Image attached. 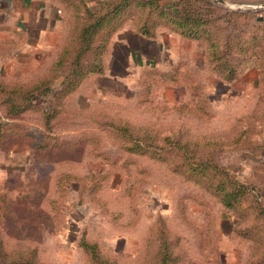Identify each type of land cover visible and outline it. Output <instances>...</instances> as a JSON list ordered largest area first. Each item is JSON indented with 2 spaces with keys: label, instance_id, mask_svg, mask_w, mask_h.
<instances>
[{
  "label": "rangeland",
  "instance_id": "1",
  "mask_svg": "<svg viewBox=\"0 0 264 264\" xmlns=\"http://www.w3.org/2000/svg\"><path fill=\"white\" fill-rule=\"evenodd\" d=\"M3 1L0 8L6 4V0ZM49 1L59 4L57 0ZM104 1L109 0H87L94 9H100ZM175 1L166 0L165 4ZM210 1L212 5L203 1L190 3L196 12L212 10L209 18L213 26L219 24L218 18H224L225 28L217 30L222 43L230 41L237 31L233 11H254V16L248 19L250 23H258V18L264 20V8L259 7L263 0H226L230 7ZM67 5L73 10L76 2L68 1ZM194 43L183 45L191 49L189 58L186 52H181V56L190 60L197 85L205 94L203 97L199 96V90L194 95L181 83L169 82L175 76L172 71L154 68L156 70L150 74L143 75L141 71L138 79L127 84L114 83L94 89L93 85H85L82 89L88 96L63 99L66 111L53 115L49 131L38 112L9 118L34 132L36 137L54 140L49 143L51 147L43 151L31 148L32 140L28 138L10 139L0 147V191H5L10 201L8 207L16 214L13 218L6 213L5 205L1 210L0 243L5 251L13 253L35 248L44 264H89L79 243L84 238L95 243L99 253L117 264H154L157 231L161 226L167 233L169 245L181 255L177 264H208V254L218 248V235L226 240V231L230 228L235 236H238L236 232L253 237L258 232L254 239L242 238L248 242L249 250L251 242L248 240L255 243L257 238L264 237V213L252 216L239 208L233 215L217 196L171 170L170 162L151 158L149 154L126 152L121 148L120 139L99 125V121L114 120L136 127L148 126L158 135H174L181 140L203 142L206 136L221 138L225 144L199 147L198 155L213 152L219 164L236 170L246 178L248 185L264 195V150L260 152L253 142L236 148L226 144L240 127L254 126L249 128L253 134H264L256 130L262 123L260 115H264V97H259L263 83L258 77L254 84L243 82L241 91L234 83L237 77L227 83L229 87L225 86L208 67L203 45L198 41ZM5 50L0 51V75L4 78L24 72H47L54 61L52 50L27 47L14 52ZM147 50L155 55L153 50ZM117 53L122 57V51ZM181 56L174 60L183 58ZM112 88L115 94L107 93ZM146 90L144 100L140 93ZM40 101L47 109L52 96ZM138 101L144 102L142 106ZM193 104L201 108L204 105L210 116H195L180 110V105L191 107ZM0 116H3L1 111ZM86 135H93L94 144H87V140L79 142V138ZM103 155L107 158L103 159ZM89 171L104 174L96 180V194L87 192L93 179L66 176ZM224 211L232 216L231 225L226 222L228 214ZM216 221L221 223L218 232ZM263 251L262 240L259 252Z\"/></svg>",
  "mask_w": 264,
  "mask_h": 264
},
{
  "label": "trees",
  "instance_id": "2",
  "mask_svg": "<svg viewBox=\"0 0 264 264\" xmlns=\"http://www.w3.org/2000/svg\"><path fill=\"white\" fill-rule=\"evenodd\" d=\"M57 1L64 12L63 29L58 47L54 51V61L51 65L49 64L50 68H47L49 72L48 70L41 73L32 71L24 74V72L10 78L0 75V111L3 115L0 116V147L10 139L28 138L32 140L35 151L50 148L49 143L54 139L48 137L45 140V138L36 137L34 132L14 121H9V118L29 111L38 112L42 114L45 128L49 131L53 117L66 111V105L62 104L63 99H68L72 93L79 89L81 84H86L93 77L104 73L112 38L126 24L146 37H153L161 26L166 25L173 27L169 29L170 31L198 41L203 45L208 67L227 83L235 80L247 62L253 60L258 67L259 82L263 83L262 94L260 93L259 97H264V20L258 18V23L248 22V19L254 16V11H233L237 19V31L230 41L226 40L222 43L217 30L225 28L224 18L222 16L218 18L220 19L219 24L216 23L213 26L212 20L209 18L212 10L207 9L204 13L196 12L192 6L195 1L208 2L212 5L210 0H176L169 5L165 4L166 0H109L101 2L100 9L92 8L87 0ZM68 1L76 2L73 10L68 9ZM243 24L246 25V28ZM5 29L7 26L0 21V31ZM11 44L10 42H4V44L0 42V49L11 47ZM153 70L156 69L144 68L141 74H150ZM161 70L172 71V74L175 75L174 79L169 82L177 83V85L181 83L186 90L194 95L199 90V96H205L197 85L195 71L184 60L167 65ZM147 93L148 90L143 94L140 93V97L145 100ZM50 95L52 102L45 109L46 105L40 99H46ZM138 103L142 106L144 102L138 101ZM179 107L180 110H186L187 113L195 116L209 117L211 114L204 105L203 108L196 104L191 107H181V105ZM260 116L259 119L262 123L256 127V130L264 132V115ZM250 124L252 123L250 122ZM99 125L113 132L115 137L120 139L121 148L126 152L149 154L151 158L170 162L171 170L194 180L206 191L217 196L226 209L233 211H231L233 215L238 213L236 211L239 208L252 216L255 213L258 215L261 212L264 213V195L260 190L248 185L246 178L240 176L236 170L227 169L219 164L215 160L213 152L210 155H198L199 147L210 148L225 144L221 138L206 136L203 142L192 139L181 140L174 135H158L156 132H151L148 126L136 127L128 122H115L114 120L103 121V123L99 121ZM249 128L252 129L254 126L237 128V132L227 139L226 144L236 148L243 143L251 145L253 142V146H258L262 152L264 150V134L259 132L253 134ZM247 132H249L248 135ZM84 140H87V144H94L93 135L79 138L81 143ZM106 158V155H103V159ZM66 176L68 178L93 179L87 192L96 194V190H98L96 180L104 177V174L89 171L84 174L67 173ZM7 202L10 203L5 193L0 194V221L4 205L6 213L11 214L13 218L16 216L13 209L8 207ZM240 213L242 212L240 211ZM160 228L163 229L161 226ZM161 229L157 231V257L154 264H177L181 255L169 245L167 233ZM235 234L241 238L254 239L258 232L256 235H252L253 237H249L248 234L245 236L236 232ZM262 240L264 241L263 236L257 238L255 243L248 240L252 247L250 246L245 264H264V251L259 252ZM79 243L87 254L89 264H117L115 260L106 258L99 253L95 243L88 242L84 238H81ZM0 264L44 263L38 258L35 248L13 251L12 253L5 251L0 243Z\"/></svg>",
  "mask_w": 264,
  "mask_h": 264
},
{
  "label": "crops",
  "instance_id": "3",
  "mask_svg": "<svg viewBox=\"0 0 264 264\" xmlns=\"http://www.w3.org/2000/svg\"><path fill=\"white\" fill-rule=\"evenodd\" d=\"M0 2L4 1L0 0ZM0 9H2L0 10V21L7 26V29L0 31V42L3 44L4 42L12 43L11 47L1 48L0 51L11 49L14 52L24 47L41 48L46 51L52 50V52L57 49L63 29L64 12L61 5L52 3L49 0H6L5 6ZM194 42L196 40L183 37L169 29H159L153 37H146L126 24L112 38L111 50L107 56L104 73L93 77L86 84H81L79 89L70 96H88L82 89L87 84L93 85V89L107 87V85L114 83L127 84L131 80L138 79L144 68L164 69L167 65L174 64L179 60H184L190 67L192 64H190L188 58L191 49L188 46L183 47V45L196 44ZM147 49L153 50L155 55H151V51L149 52ZM117 51H122V57ZM181 52H186L188 58L181 56ZM178 56L183 58L175 61L174 59ZM164 58H167V60H164ZM258 73L256 63L251 60L242 68L234 83L238 84L242 91V85L240 84L243 82L254 84ZM219 80L220 83L226 84L225 86H230L220 77ZM107 93L115 94V91L112 88L111 90L108 89ZM31 148H33L32 144ZM0 193H5V191H0ZM225 214H228V216L225 215L228 219L226 222L231 225L233 222L232 216L229 212ZM216 227L218 232V227L219 229L221 227L219 221H216ZM218 236V248L208 254L206 262L208 264H245L249 254L248 242L240 236H235L231 228L226 231V240H223L222 235L219 234Z\"/></svg>",
  "mask_w": 264,
  "mask_h": 264
},
{
  "label": "water",
  "instance_id": "4",
  "mask_svg": "<svg viewBox=\"0 0 264 264\" xmlns=\"http://www.w3.org/2000/svg\"><path fill=\"white\" fill-rule=\"evenodd\" d=\"M214 1L220 3L221 5H224L226 7H230L231 6V4L228 1H226V0H214ZM259 7H263L264 8V3H261L259 5Z\"/></svg>",
  "mask_w": 264,
  "mask_h": 264
}]
</instances>
